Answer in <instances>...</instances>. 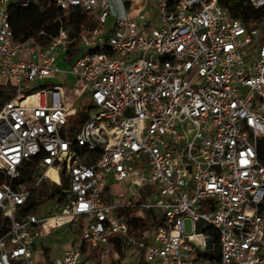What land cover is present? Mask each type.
I'll use <instances>...</instances> for the list:
<instances>
[{"label":"built area","instance_id":"obj_1","mask_svg":"<svg viewBox=\"0 0 264 264\" xmlns=\"http://www.w3.org/2000/svg\"><path fill=\"white\" fill-rule=\"evenodd\" d=\"M11 1L0 0V84L11 86L0 96V264H38V239L81 221L53 264H82L85 247L113 240L135 264L142 252L143 264H264V0H250L248 20L219 0H153L154 21L150 0H121L119 12L112 0H57L64 17L42 46L15 37ZM78 9L97 24L75 34L66 18ZM46 182L59 198H39ZM151 209L162 224L130 234Z\"/></svg>","mask_w":264,"mask_h":264},{"label":"trees","instance_id":"obj_2","mask_svg":"<svg viewBox=\"0 0 264 264\" xmlns=\"http://www.w3.org/2000/svg\"><path fill=\"white\" fill-rule=\"evenodd\" d=\"M25 0H12L9 4L8 10L10 13V22L13 27L15 37L17 39H26L35 37L38 43L46 45L50 42L51 36L58 33L61 23L59 18L64 17V11L58 6L57 0H30L27 5H22ZM219 2L229 9L231 14L235 17H241L243 19H250L253 16L258 15L259 10H256L250 3V0H219ZM69 24L72 26L73 33L79 32L82 24H86L94 27L97 24V18L90 11L82 9L76 10L71 16L66 18ZM82 51L80 48H73L70 61ZM70 63V62H69ZM58 82H53L57 84ZM47 82H44L37 89L45 86ZM6 87L0 84V96L6 90ZM11 88V86L9 87ZM84 115L78 114L74 119V123L81 120ZM75 125V129L77 126ZM258 152L261 161L264 163V137L261 139L258 145ZM34 171V169H33ZM32 169L25 172L23 175L24 181L32 180ZM44 188L40 190V194H46L49 198H56L61 195L59 188L51 187L54 190L47 192L48 183H44ZM30 209V208H29ZM139 210L138 207L128 208L124 210L127 216H130ZM130 234L138 238H149L148 236L162 224V220L158 219V212L154 209L146 211L145 219H130ZM10 220L6 217L3 211L0 209V237L3 236L9 229ZM216 238L215 246L208 254L210 257L217 259L220 255V245L218 242V235L216 231L210 230ZM90 247H85L84 252L90 251ZM117 250L121 253V249L117 246ZM49 248H45L46 255L49 253ZM97 251L96 248L93 252ZM145 263L144 252L141 253L139 263ZM112 264H126L123 259L114 260Z\"/></svg>","mask_w":264,"mask_h":264},{"label":"rangeland","instance_id":"obj_3","mask_svg":"<svg viewBox=\"0 0 264 264\" xmlns=\"http://www.w3.org/2000/svg\"><path fill=\"white\" fill-rule=\"evenodd\" d=\"M137 1H141V0H137ZM154 2L153 0H150V5L148 10V14L149 17L154 21L156 18L155 15V7H154ZM46 81H51V82H61V79L59 77L56 78H51L48 79ZM44 81V82H46ZM42 82V83H44ZM31 88H35L37 86V83H31L29 85ZM88 103L87 99L83 100V103ZM78 105V104H77ZM88 111L91 114H94L96 111V108L94 107H88ZM48 183V189L47 191H49V189H51V187H53V184L51 182H46ZM112 193L115 195L116 198L120 199V198H129L130 194H129V184H119V183H114L111 182L109 184ZM44 188V187H42ZM41 188V189H42ZM53 189V188H52ZM54 190V189H53ZM39 194V198H45L46 196L44 194H40V191L38 192ZM45 196V197H44ZM48 198V196L46 197V199ZM50 206H51V201H47L43 204L40 205L39 207V212L41 214H46L49 215L50 213ZM81 222H75L73 224H68L62 227H58L56 228L52 233H50L46 239H45V243L44 246L46 247H50L51 248V253H50V259L49 262H54V259H56L59 256V251L62 249V247L64 246L65 243L78 238L81 235L82 232V228H81ZM202 224L204 225L203 222L200 223V226H202ZM186 226H187V231L188 232H192V224L191 221L188 219L186 221ZM110 243H112L114 245V247L111 248V250L107 249V246L110 244H107L106 246L102 247V248H98L96 249L97 251L93 252V249L90 250V256L87 257L88 259H86L84 264H112V262L114 260H116L117 256H116V251H117V242L116 241H111ZM38 249H41V243H38ZM103 251L105 253L104 257H103ZM112 251V252H110ZM203 255H205V253H202ZM45 255L43 254V250L36 252V262H43L45 259ZM119 258L123 259L125 261L126 264H135L134 262L137 260L136 257H124L123 255H121L119 253ZM106 261V262H104Z\"/></svg>","mask_w":264,"mask_h":264},{"label":"crops","instance_id":"obj_4","mask_svg":"<svg viewBox=\"0 0 264 264\" xmlns=\"http://www.w3.org/2000/svg\"><path fill=\"white\" fill-rule=\"evenodd\" d=\"M127 1V0H126ZM112 2H113V7H114V11L115 12H119V11H121L122 10V3H121V0H112ZM128 2V1H127ZM139 6L137 5V4H130V3H128V10L132 13V14H136L137 13V11H138V8ZM52 233V232H51ZM50 233H47L45 236H43L42 238H40V239H38V241L36 242V245H35V248H34V251H33V255H34V257H35V259H36V252H39V251H41V250H43V254L45 255V259H44V261L43 262H39L38 264H53V262H49V259H50V253H51V248L50 247H45L44 246V241H45V239H46V237L49 235ZM75 239H73V240H71V241H69V242H67V243H65L64 244V246L62 247V249L59 251V256L57 257V258H59L60 256H62V254L64 253V251L68 248V247H70V245L73 243V241H74ZM38 243H41V249H38ZM110 245H108L107 246V249L108 250H111V248L112 247H114V245L112 244V243H109ZM45 248H49V253H48V255H46V253L44 252V250H45ZM110 252H112V251H110ZM104 255H105V253H104V251H103V257H104ZM90 256V251H88V252H86L85 254H84V257H83V260H82V264H84L85 263V261H86V259H88L87 257H89ZM116 260H118L119 259V255H118V253H117V251H116ZM56 258V259H57ZM55 260V259H54ZM85 260V261H84ZM104 262H106V261H104Z\"/></svg>","mask_w":264,"mask_h":264},{"label":"bare ground","instance_id":"obj_5","mask_svg":"<svg viewBox=\"0 0 264 264\" xmlns=\"http://www.w3.org/2000/svg\"><path fill=\"white\" fill-rule=\"evenodd\" d=\"M54 177H56V175H54Z\"/></svg>","mask_w":264,"mask_h":264}]
</instances>
